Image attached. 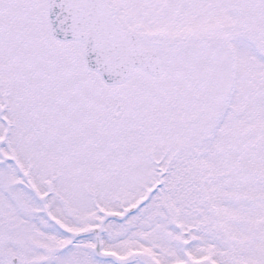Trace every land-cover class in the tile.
I'll return each instance as SVG.
<instances>
[{"label":"snow or ice","instance_id":"snow-or-ice-1","mask_svg":"<svg viewBox=\"0 0 264 264\" xmlns=\"http://www.w3.org/2000/svg\"><path fill=\"white\" fill-rule=\"evenodd\" d=\"M0 264H264V0H0Z\"/></svg>","mask_w":264,"mask_h":264}]
</instances>
